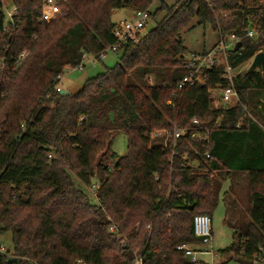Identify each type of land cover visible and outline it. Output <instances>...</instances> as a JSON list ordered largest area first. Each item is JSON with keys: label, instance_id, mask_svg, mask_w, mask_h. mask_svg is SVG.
Returning a JSON list of instances; mask_svg holds the SVG:
<instances>
[{"label": "trees", "instance_id": "1", "mask_svg": "<svg viewBox=\"0 0 264 264\" xmlns=\"http://www.w3.org/2000/svg\"><path fill=\"white\" fill-rule=\"evenodd\" d=\"M2 1L0 226L11 233L12 252H0V264H133L136 257L204 264L176 248L202 246L192 220L211 219L218 171L247 174L250 220L219 252L220 264H264V64L233 79L232 106L212 104L228 86L222 62L176 90L190 72L181 33L193 20L239 40L228 53L233 70L264 53V0H178L154 12L153 0H59L48 20L44 0H13L11 22ZM123 9L153 21L164 16L138 42L119 46L113 67L75 93H56L65 67L85 56L98 60L116 44L111 18ZM204 128L208 143L171 137L175 129ZM162 130L165 136L152 137ZM119 132L127 138L122 157L111 151ZM72 175L94 187L95 201Z\"/></svg>", "mask_w": 264, "mask_h": 264}, {"label": "rangeland", "instance_id": "2", "mask_svg": "<svg viewBox=\"0 0 264 264\" xmlns=\"http://www.w3.org/2000/svg\"><path fill=\"white\" fill-rule=\"evenodd\" d=\"M178 0H153L150 12H154L162 4L173 6ZM3 10H11L13 7V0L2 1ZM56 8V6H55ZM225 16V13H223ZM164 16L163 13L158 14L156 20H150L145 30L137 35L138 42L142 39L147 31L151 30L157 21H160ZM134 17L133 13L123 9L114 12L112 15V22L116 25L123 21L131 20ZM6 21V20H5ZM220 33L211 25H198L197 20H193L191 25L181 33V41L187 50L186 56L191 54H206L211 52L220 41ZM228 40V37H225ZM27 53V52H26ZM119 60V56L108 53L102 60H96L93 56H85L81 65L82 70H70L64 72L61 80L58 82L61 90L68 93H75L78 91L84 82L90 78L101 74L105 68L113 67ZM218 62H222V59ZM252 60L243 64L233 71L234 77L249 70ZM152 82V78H149ZM213 106L220 107V91L214 94ZM235 103H229L223 106H232ZM155 137L165 136L163 131H159ZM127 138L122 132L117 133L111 141V151L118 157L126 154ZM112 165V162H109ZM213 179L217 181L220 186V191L216 197V205L211 214V242L206 246H191L192 249H201L196 255V260L204 264H220L222 262L219 257V252L228 248L235 240L237 235L244 233L250 222L247 216L249 207L248 199V176L245 173H231L224 176V171L213 173ZM72 180L75 185L87 193L89 198L94 199V187L85 188L77 178L72 175ZM0 248L4 252H12V239L10 232H2L0 226Z\"/></svg>", "mask_w": 264, "mask_h": 264}, {"label": "built area", "instance_id": "3", "mask_svg": "<svg viewBox=\"0 0 264 264\" xmlns=\"http://www.w3.org/2000/svg\"><path fill=\"white\" fill-rule=\"evenodd\" d=\"M59 1V0H57ZM56 0H44L43 3V19L48 20L52 14L56 11ZM5 17L6 21L11 22L13 16L16 13V9L13 6L11 10H6ZM150 18L147 12H140L135 15L131 20L123 21L116 26L113 31V35L116 39V44L110 48L105 49L98 56V60L104 59L108 53H115L119 46L125 45L128 42H136L137 35L143 32L149 23ZM253 33L249 31L247 33V37H252ZM239 42L234 36H230L228 40L220 38L217 46L209 53L206 54H191L188 57L185 56V62L187 67L190 69L188 75L184 76L181 81L176 85V90L181 91L186 86H194L200 80V75L203 70L213 67L219 59H222V64L224 65V75L223 79L227 81L228 86L220 91V101L222 104L226 105L229 103H237L238 96L233 87V79L235 78L233 75V69L228 64V53L230 50L234 48V45ZM27 53L22 52L18 55L15 67H18L23 60L25 59ZM85 58V57H84ZM83 58V59H84ZM94 59H96L94 57ZM97 60V59H96ZM84 66L79 65L75 68L73 67H65L64 72H68L70 70H82ZM5 65L0 64V74L3 72ZM62 76V75H61ZM61 76L57 77V84L54 87L56 93H61L63 90L59 87V81L61 80ZM192 124L194 126H200L201 123L197 119L192 120ZM217 124V123H215ZM238 127V126H237ZM163 131V130H162ZM159 132V131H158ZM155 132L152 137L157 136L159 133ZM164 134L165 131H163ZM208 129H201L196 131H189L185 129H175L171 135L172 140L176 142L179 139L188 138L193 142H204L208 143ZM208 157V155H206ZM109 220V219H108ZM192 229L193 234L196 238L201 241L202 246H206L211 242V220L206 215H197L192 220ZM109 232L116 234L117 230L115 226L109 227ZM178 251H182L184 253L185 258L189 261H196V255L201 249H192L191 246L188 245H180L176 248ZM0 252H4L2 248H0ZM133 264H142V258L136 257Z\"/></svg>", "mask_w": 264, "mask_h": 264}, {"label": "water", "instance_id": "4", "mask_svg": "<svg viewBox=\"0 0 264 264\" xmlns=\"http://www.w3.org/2000/svg\"><path fill=\"white\" fill-rule=\"evenodd\" d=\"M57 1V0H56ZM240 42H237L234 45V51L237 50L240 47ZM264 64V53L259 52L257 53L251 62V65L249 67V72H254V71H260L262 68V65ZM61 94L68 95L69 93L67 91H62ZM189 260V259H188ZM15 261V260H14Z\"/></svg>", "mask_w": 264, "mask_h": 264}]
</instances>
